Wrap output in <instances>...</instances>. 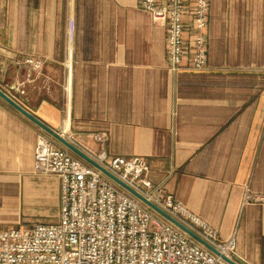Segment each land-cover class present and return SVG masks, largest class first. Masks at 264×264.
Wrapping results in <instances>:
<instances>
[{
	"label": "crops",
	"instance_id": "obj_1",
	"mask_svg": "<svg viewBox=\"0 0 264 264\" xmlns=\"http://www.w3.org/2000/svg\"><path fill=\"white\" fill-rule=\"evenodd\" d=\"M206 36V70L173 73L139 0H0V90L92 158L145 159L238 264H264V202L242 204L264 197V0H210ZM40 133L0 99V231L60 219V180L33 170Z\"/></svg>",
	"mask_w": 264,
	"mask_h": 264
},
{
	"label": "built area",
	"instance_id": "obj_2",
	"mask_svg": "<svg viewBox=\"0 0 264 264\" xmlns=\"http://www.w3.org/2000/svg\"><path fill=\"white\" fill-rule=\"evenodd\" d=\"M151 23L165 30L166 58L173 73L207 68L210 0H139ZM29 76L44 63L26 57ZM108 172L188 228L220 255L235 261L236 241L218 233L145 177L141 157L93 158ZM33 170L60 180V219L55 224L0 231V264H227L148 208L98 169L56 147L45 133L36 139ZM245 193L242 204L263 203Z\"/></svg>",
	"mask_w": 264,
	"mask_h": 264
},
{
	"label": "water",
	"instance_id": "obj_3",
	"mask_svg": "<svg viewBox=\"0 0 264 264\" xmlns=\"http://www.w3.org/2000/svg\"><path fill=\"white\" fill-rule=\"evenodd\" d=\"M0 99L4 101L7 105H9L13 110L18 112L20 115H22L24 118L29 120L31 123H33L35 126H37L43 133H45L47 136L52 138L58 145H60L62 148L66 149L68 152L73 154L74 156L78 157L79 159L85 161L92 167L98 169L100 172H102L104 175H106L108 178L113 180L116 184L124 188L126 191H128L131 195H133L135 198H137L140 202H142L144 205H146L151 210L158 213L160 216H162L164 219L175 225L177 228L185 232L188 236H190L193 240L207 248L209 251L214 253L216 256H219L223 261H225L227 264H238L233 260L228 259L225 256H222L219 254V252L207 244L204 240L199 238L196 234H194L192 231H190L188 228L180 224L178 221L173 219L171 216L166 214L164 211H162L160 208L155 206L153 203H151L149 200H147L144 196L136 192L134 189L129 187L127 184L123 183L121 180H119L116 176L108 172L105 168H103L100 164H98L91 156L87 155L85 152L80 150L77 146H75L73 143H71L69 140L65 138V136L57 132L45 124H43L41 121H39L37 118H35L32 114H30L28 111H26L22 106H20L15 100H13L11 97H9L5 92L0 90Z\"/></svg>",
	"mask_w": 264,
	"mask_h": 264
},
{
	"label": "rangeland",
	"instance_id": "obj_4",
	"mask_svg": "<svg viewBox=\"0 0 264 264\" xmlns=\"http://www.w3.org/2000/svg\"><path fill=\"white\" fill-rule=\"evenodd\" d=\"M53 140V139H52ZM54 141V140H53ZM55 142V141H54ZM56 143V142H55ZM62 148V147H61ZM21 225H23L22 223H21ZM26 225H28V224H24L23 225V227H27ZM4 229H7V228H10V227H14V228H17L18 227V224H15V225H13V224H10V225H7V226H2Z\"/></svg>",
	"mask_w": 264,
	"mask_h": 264
}]
</instances>
